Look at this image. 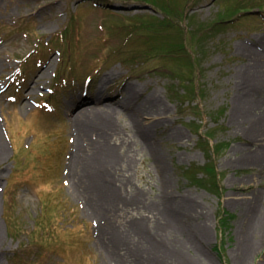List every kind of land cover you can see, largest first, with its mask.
Wrapping results in <instances>:
<instances>
[{
  "label": "rangeland",
  "instance_id": "rangeland-1",
  "mask_svg": "<svg viewBox=\"0 0 264 264\" xmlns=\"http://www.w3.org/2000/svg\"><path fill=\"white\" fill-rule=\"evenodd\" d=\"M259 37L264 0H0V264H264Z\"/></svg>",
  "mask_w": 264,
  "mask_h": 264
},
{
  "label": "bare ground",
  "instance_id": "bare-ground-1",
  "mask_svg": "<svg viewBox=\"0 0 264 264\" xmlns=\"http://www.w3.org/2000/svg\"><path fill=\"white\" fill-rule=\"evenodd\" d=\"M259 42H261L264 46V37H259ZM253 53H254L255 57H257V61H260L261 65L264 66V55L261 53L258 54V52L256 53V51H254ZM256 80L257 81H263L264 75L261 76L258 73V75L256 76ZM100 93H102V91L99 92V94L97 96H99ZM92 98L93 97L91 96V99ZM109 98L110 97H107L106 99H109ZM93 102L95 104H97L94 100H93ZM84 103L85 102L83 101V99H80V101L73 103L72 107H78ZM83 108L79 109V111H77L76 113H74L72 115L73 119L77 121V122H75V123H77L75 125V127H76L75 129L77 132H82L83 134H88L91 129H94V130L99 129L101 131H104L101 142L96 143L95 145L97 147H99V153H101L102 157H104V161L100 165L102 168L101 170L105 171L106 175L109 174V175H107V177L109 179L108 184L111 188L110 192H112L114 194L115 193V188L113 186L114 179L110 173H113L112 171L119 164V159L113 150L115 148H113V146L110 143V136L108 137V135H107V133L109 132V129H111V127H114L111 114L108 112V111H110V110H108L110 108L106 109L108 111H102V110L98 109V111L96 113H93L90 116H88V115L86 116L85 112L82 113V111H80ZM100 108H102V107H100ZM139 117H141V118L137 119V123H138L139 128L142 129L141 131H145V132L148 131L149 132L152 125L153 124L156 125V123H153L154 120L152 119V118H154V116H150L151 118H149V117L147 118V117H145L144 114H140ZM73 119H71V121H74ZM262 131H264V128L262 129ZM5 155H6V148L3 144V141H2L1 135H0V162L4 160ZM76 160L77 159H75V161ZM2 246H3L2 224L0 222V249L2 248Z\"/></svg>",
  "mask_w": 264,
  "mask_h": 264
},
{
  "label": "trees",
  "instance_id": "trees-1",
  "mask_svg": "<svg viewBox=\"0 0 264 264\" xmlns=\"http://www.w3.org/2000/svg\"><path fill=\"white\" fill-rule=\"evenodd\" d=\"M208 175H212V174L208 172ZM196 180H197V179H196ZM204 180H205V179H204ZM204 180L202 179V181H201V180L199 179L198 182H200V184H202V182H203Z\"/></svg>",
  "mask_w": 264,
  "mask_h": 264
}]
</instances>
